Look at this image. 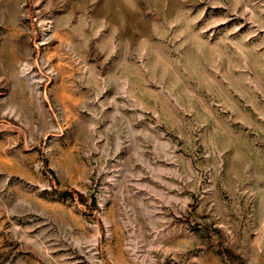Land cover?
I'll list each match as a JSON object with an SVG mask.
<instances>
[{
	"label": "rangeland",
	"instance_id": "rangeland-1",
	"mask_svg": "<svg viewBox=\"0 0 264 264\" xmlns=\"http://www.w3.org/2000/svg\"><path fill=\"white\" fill-rule=\"evenodd\" d=\"M0 264H264V0H0Z\"/></svg>",
	"mask_w": 264,
	"mask_h": 264
}]
</instances>
